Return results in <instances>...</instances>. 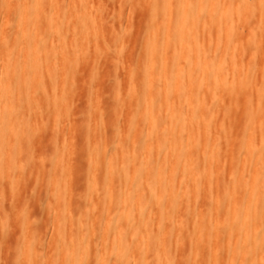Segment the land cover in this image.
Masks as SVG:
<instances>
[{"label":"bare ground","instance_id":"obj_1","mask_svg":"<svg viewBox=\"0 0 264 264\" xmlns=\"http://www.w3.org/2000/svg\"><path fill=\"white\" fill-rule=\"evenodd\" d=\"M254 1L227 0L218 8L213 1L209 9L208 0H169L171 12L174 9L181 20L179 40L183 47L189 44L174 57L172 75L160 78L166 87L176 85L164 89V94L152 93L157 75L146 76L145 91L151 87L148 113L140 108L132 111L124 135L110 123L116 140L110 147L106 142L109 129L106 124L100 126L90 146L73 145L75 159L71 167L61 165L55 181L49 174L50 197L56 208L51 213L55 216L52 235L45 240L48 264H153L155 257L159 264H173L175 250L181 255L180 264H264V188L256 186L259 179L264 183V176L258 177L259 170H264V68L262 87L257 88L256 66L249 65L236 48L237 19L256 15L264 26V0ZM201 21L210 23H204L203 28L211 30L212 40L224 39V45H217L211 53L201 48L195 30ZM10 66H0V183L5 164L32 151L26 150V143L19 144L23 132L19 137L18 124L25 118L21 106L26 108L22 100L28 98L31 89L37 92L47 83L45 77L41 78L43 67ZM152 69L154 72L156 67ZM64 74L66 81H73L67 67L59 70L57 80ZM41 80L45 81L43 87ZM158 99V108L164 109L163 119L157 110L153 112ZM37 105L36 101L33 109ZM210 107L219 110L218 117L205 114ZM240 108L243 111L234 149L232 127ZM23 125L22 131L27 127ZM142 127L146 131L140 130ZM224 151L231 159L240 157V169L230 171L222 183L215 178L221 170H227L220 164ZM85 153L89 164L78 167ZM76 171L84 182L79 193L75 183L81 179L74 178ZM243 180L244 184L238 186ZM214 187L216 192L212 194ZM203 203H208L207 217L199 207ZM21 231L26 232L23 227ZM249 239L251 247L247 245ZM36 242V237L30 236L21 243L18 264H47L38 257ZM230 249L240 252L230 254Z\"/></svg>","mask_w":264,"mask_h":264},{"label":"rangeland","instance_id":"obj_2","mask_svg":"<svg viewBox=\"0 0 264 264\" xmlns=\"http://www.w3.org/2000/svg\"><path fill=\"white\" fill-rule=\"evenodd\" d=\"M213 1L218 3V8L227 0H208L207 3ZM209 7L211 9L212 4ZM171 11L169 0H0V66L43 67L41 70L44 71H42L44 76L41 78L45 77L47 82L45 85L44 79L41 80L42 87L43 85L46 87L37 92L31 89L29 99L22 100L26 108L21 106L23 111L22 109L20 111L25 118H21L24 122L21 125L19 123L18 127L21 128L19 137L23 135L24 139L19 138V144L22 142L25 146L26 143V150L32 148V151L30 150L29 154L26 152L23 158L11 159L4 166L6 172L3 182L0 183V264H18L20 245L28 241L30 236L37 239L35 247L38 257L47 264L50 262L45 240L52 235L55 223V216L52 214L56 208L49 192L50 175L53 177L51 180L55 181L59 178L61 165L65 168L71 167L75 159L73 145L85 143L90 146L96 130L107 125L109 134L106 142L110 147L116 142L111 134L110 123L124 135L128 130L126 122L132 111L140 108L148 113L151 87L145 91V85L147 77L152 73L158 78L152 93L164 94L168 88L176 85L173 83L166 87L160 78L172 75L174 57L182 48L188 49L189 44L183 47L179 40L177 33L181 20L177 18L174 9L173 13ZM249 18L240 21L237 19L239 23L236 48L245 55L249 65L256 66L258 72L254 77V85L260 88L264 68V26L260 25L256 15ZM207 22H199L195 25V30L200 37L201 48L209 53L217 48V45L219 47L224 45V39L219 42L212 40L209 34L211 30H208V27L203 28L204 23L210 24ZM191 28L190 26L189 29ZM172 31L177 32L173 35ZM257 47L259 51H256ZM237 63L240 65V62ZM152 66L156 67L154 72ZM62 67L70 70L73 81H66L65 74L57 80ZM54 68H57L58 72ZM217 97L221 103V96ZM36 101L37 108L34 106L36 109H33L32 105ZM171 101L174 103L175 100ZM52 103L55 105H51ZM159 103L160 99L157 100L153 112L157 110L156 113L161 116V110L164 109L158 108ZM228 107L225 106V111L229 110ZM210 108L205 114L218 117L219 110L216 107ZM242 109L240 108V112L235 116L232 127V135L235 137L232 141L235 143L234 145L232 143L234 149L238 144L236 141L239 136ZM161 117L163 119L164 116ZM145 118L147 119V114ZM139 121L138 116L135 120L137 125ZM22 125L26 127L24 131ZM140 130L146 131V128L142 127ZM97 136L100 139L101 134L98 133ZM63 146L66 147L62 152ZM221 154V169L224 167L227 170L224 173L221 170L223 174L220 172L215 180L221 179V182L225 183L230 171H239L240 157L234 160L225 151ZM223 154L228 157L225 158ZM87 157L88 154L85 153L78 167L83 168L89 164ZM259 172L258 177H263L264 170ZM73 176L82 178L81 173L78 172L77 175V171ZM259 180L256 186L264 188V183L261 182L263 179ZM83 183L82 179L79 181L76 179V193L83 190ZM242 184L244 180L239 181L237 185ZM224 189L227 190L226 187ZM212 190L211 193L214 194L215 187ZM13 191L16 192L15 195ZM205 204L203 203L204 206L199 204V207L207 217L209 208L208 203ZM22 227L26 230L25 233L21 231ZM247 245L251 247L250 239L247 240ZM239 252L240 249H230V254ZM174 254L178 255L174 257ZM172 255L175 259L173 264H180L181 255L176 250ZM159 261V258L155 257L152 263L159 264Z\"/></svg>","mask_w":264,"mask_h":264}]
</instances>
